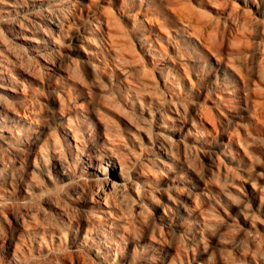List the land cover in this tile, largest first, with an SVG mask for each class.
<instances>
[{
	"label": "rangeland",
	"instance_id": "374dc122",
	"mask_svg": "<svg viewBox=\"0 0 264 264\" xmlns=\"http://www.w3.org/2000/svg\"><path fill=\"white\" fill-rule=\"evenodd\" d=\"M0 264H264V0H0Z\"/></svg>",
	"mask_w": 264,
	"mask_h": 264
},
{
	"label": "bare ground",
	"instance_id": "6f19581e",
	"mask_svg": "<svg viewBox=\"0 0 264 264\" xmlns=\"http://www.w3.org/2000/svg\"><path fill=\"white\" fill-rule=\"evenodd\" d=\"M51 16V15H50ZM59 18H57L56 16H53L52 15V17L50 18V21H51V23H53L54 25H56V26H58V24H59V20H58ZM169 136V135H168Z\"/></svg>",
	"mask_w": 264,
	"mask_h": 264
}]
</instances>
